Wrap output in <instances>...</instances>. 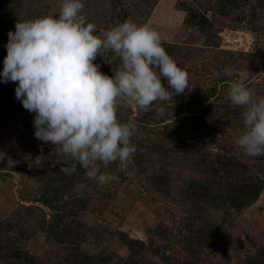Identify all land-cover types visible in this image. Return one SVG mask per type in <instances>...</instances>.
Returning <instances> with one entry per match:
<instances>
[{"label":"rangeland","instance_id":"374dc122","mask_svg":"<svg viewBox=\"0 0 264 264\" xmlns=\"http://www.w3.org/2000/svg\"><path fill=\"white\" fill-rule=\"evenodd\" d=\"M153 1L128 6L125 18L119 4L109 11V0H83L96 35L126 20L148 26L188 73V89L172 103L118 109L120 122L139 129L131 177L118 163L102 168L119 177L103 185L79 166L61 172L73 161L34 137V113L16 99V84L0 79V264H73V256L75 264H264V155L249 157L234 143L243 109L227 98L229 81L245 71L246 86L264 96V0H237L222 13L216 0ZM190 2L206 12L204 32L186 20ZM60 5L0 0V72L15 24L55 17ZM101 55L94 63L112 53ZM247 185L261 186L255 197Z\"/></svg>","mask_w":264,"mask_h":264},{"label":"clouds","instance_id":"9594fccd","mask_svg":"<svg viewBox=\"0 0 264 264\" xmlns=\"http://www.w3.org/2000/svg\"><path fill=\"white\" fill-rule=\"evenodd\" d=\"M84 7L83 0H61L55 17L18 21L8 33L0 79L15 83L16 99L34 113V137L73 161L60 171L71 175L79 166L103 185L118 180L116 173L102 171L114 163L118 171L134 175L129 170L137 151L132 140L139 129L131 121L120 122L118 109L144 112L153 104L172 103L174 95L188 89L189 77L168 55L157 31L126 20L96 35ZM102 49L120 61L111 76L94 63ZM223 72L233 76L231 67ZM248 76L241 72L229 81L227 98L243 109L244 131L234 143L254 158L264 155V96L246 86ZM155 111L165 114L162 106Z\"/></svg>","mask_w":264,"mask_h":264},{"label":"trees","instance_id":"16d2710c","mask_svg":"<svg viewBox=\"0 0 264 264\" xmlns=\"http://www.w3.org/2000/svg\"><path fill=\"white\" fill-rule=\"evenodd\" d=\"M134 2H137V3H133L131 1L130 3H126L125 4V5H127V7L125 6V8H123L122 6L124 4L119 3V0H109V2H108V3H110L109 4L110 5L109 11H112L115 8L116 4L117 5L119 4V6L121 8V13L123 14L122 17L126 18V16L128 17V11H129V7L128 6H130L131 8L137 6L139 8V6L141 5V4H139L141 2V0H136ZM155 2H156V0L153 1V5L155 4ZM236 2H237V0H216L215 1V3L218 4L217 8L220 9L219 13H222V11L225 12V11H228L230 9H233V7H234ZM141 7H148V6L146 4H142ZM197 8L198 7L196 6V4L194 6L193 4H191V2L188 3V5L186 4V7H184V11L186 12V20L189 22L190 25H192L193 27L197 28L198 31L204 32L205 31L204 30L205 27L207 25H209L207 19L205 18L206 12H204V11L201 12ZM208 8L212 9L213 5L212 6H208ZM111 20H113L112 17L109 18L110 23H111ZM110 57H112V58L110 59ZM110 57L108 59L104 58L103 60H101L99 65L102 68L104 66H106L110 70L109 72L114 73L117 68H115L116 64L112 61V59H114L113 55H111ZM143 116H141L140 118H142ZM143 119H144V117L141 120H143ZM242 188H250V191H252L251 188H254L252 196L255 197L258 194L259 189L261 188V186L260 185H255L254 187H250V185H247V186H244ZM250 191L246 192V193H248V195H250ZM55 215L56 214L54 213L53 219L56 218ZM72 262H73V264H75L74 256L72 258Z\"/></svg>","mask_w":264,"mask_h":264}]
</instances>
